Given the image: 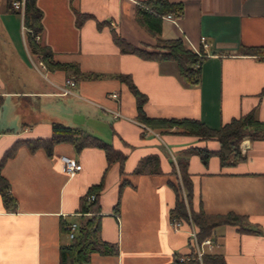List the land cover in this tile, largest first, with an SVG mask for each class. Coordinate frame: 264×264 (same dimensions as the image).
Here are the masks:
<instances>
[{"label": "crops", "instance_id": "crops-1", "mask_svg": "<svg viewBox=\"0 0 264 264\" xmlns=\"http://www.w3.org/2000/svg\"><path fill=\"white\" fill-rule=\"evenodd\" d=\"M139 1L144 0L35 1L41 11L37 42L49 49L54 62L73 64L79 74L47 67L41 90L25 92L0 79L1 103L4 97L45 98L33 108L34 122L29 109H18L23 118L15 117L10 125L0 120V161L18 141L49 138L52 122L83 130L125 157L121 163H108L96 147L77 151L72 144L59 143L47 154L18 145L0 169L15 202L5 207L0 194V264H59L60 249L70 243L65 228L78 224L81 198L99 183V238L115 252H91L83 264H174L175 255L194 250L188 228L173 231L169 225L179 159L187 161L192 211L241 215L250 227L248 232L229 224L215 227L209 237L215 247L209 254L220 255L224 264H264V140L242 141L245 159L234 166H222L216 155L204 164L185 151L215 152L220 148L216 140L140 122L135 97L117 78L130 76L146 97L142 109L149 118L196 119L218 129L255 109L256 118L264 121V60L241 53L243 47H264V0H168L182 4L183 14L175 22L163 15L158 36L137 20ZM7 5L0 0L4 52L8 50L9 58L18 18L29 54L23 14ZM79 14L90 17L78 25ZM112 32L135 47L150 48L158 38L182 39L196 53L204 38L208 48L202 50L206 57L199 67V84L184 85L173 62L121 53ZM4 52L0 57H7ZM70 76L75 77L72 93L60 96L58 89ZM111 93L117 97H109ZM114 111L123 117L114 119ZM61 155L76 159L81 170L71 176L63 173ZM181 192L189 213L182 187Z\"/></svg>", "mask_w": 264, "mask_h": 264}, {"label": "trees", "instance_id": "trees-1", "mask_svg": "<svg viewBox=\"0 0 264 264\" xmlns=\"http://www.w3.org/2000/svg\"><path fill=\"white\" fill-rule=\"evenodd\" d=\"M7 0V7L13 11L11 2ZM36 0H24L23 25L28 29L27 44L31 53L38 54L45 65L51 70H64L78 73V69L73 64H63L54 62L49 49L35 43L34 36L41 31V11L35 5ZM165 14H172L175 18H180L183 14L182 4H173L168 0H144L137 3L136 16L151 34L158 36L160 33L161 17ZM87 14L77 15V23L81 25L89 18ZM102 23H98L101 26ZM113 42L119 47L121 53H133L146 60L156 62H173L178 69V75L186 86H195L200 82V64L205 59L202 49L198 52L191 50L182 39L161 40L158 38L152 47H135L124 41L115 32H112ZM242 55H254L264 60V47L241 48ZM200 55V56H199ZM117 78L126 84L136 101L137 119L152 128H176L180 134L197 136L201 139H214L220 148L213 152L205 148H189L187 154H196L200 160L206 164L212 155L218 156L222 166H234L242 162L245 157L240 151V144L243 139L264 140V121L256 118L255 109L231 119L228 123L218 129H210L196 119H163L149 118L143 112L142 106L146 101L145 95L140 93L134 86L130 76L118 75ZM52 134L49 138H36L18 141L4 154L0 161V169L3 162L14 152L15 148L24 144L30 151L43 149L50 154L54 145L59 143L72 144L75 150L80 151L85 147H96L104 151L108 163L117 161L123 162L124 155L113 149L99 138L86 133L80 129H74L58 122L51 124ZM176 173L177 183L175 188V202L169 211V217L182 219L188 222L187 211L183 201L181 187L185 191L188 206L191 201V181L187 173V161L179 159L177 161ZM176 171V170H175ZM138 172V169L135 170ZM180 182V183H179ZM102 187V183L89 188L87 194L81 198L79 213L81 220L78 222V230L67 246L60 249L59 264H83L91 252L98 251L103 254L115 252L113 245L102 242L99 238V205L97 202V192ZM8 184L0 175V194L5 207H14L15 202L7 193ZM94 195V200L88 201L90 195ZM189 216L196 228L198 242L203 241L213 235V230L219 225L229 224L237 226L239 231L248 232L250 227L246 223L245 217L228 213L225 215H207L202 211L194 212L189 206ZM66 232H67V228ZM64 230V229H63ZM252 230V229H251ZM254 231V230H253ZM192 258L185 263L178 261L179 255H175L174 264H224L220 255L205 253L201 258V263L196 259L194 253H189Z\"/></svg>", "mask_w": 264, "mask_h": 264}, {"label": "rangeland", "instance_id": "rangeland-1", "mask_svg": "<svg viewBox=\"0 0 264 264\" xmlns=\"http://www.w3.org/2000/svg\"><path fill=\"white\" fill-rule=\"evenodd\" d=\"M17 23L18 28L17 30L15 29L14 34L11 36V41L9 40V58L7 55L8 50L5 54V47L0 43V50L4 52V55H7L6 58L0 57V63L2 64L0 67V79L3 82H9V88H14L13 90H17L18 92L40 91L39 83H45L47 80V66L38 54L31 53L28 44L27 49L29 54L26 53L20 33V20L18 18ZM24 33L25 40H27L28 29L26 27ZM37 41L35 43H38ZM39 63H42L44 68ZM40 99L42 101L45 100V98L37 97H4V102H0V120L9 122L10 125L12 121L15 122V117L23 118L18 113V109H29V115L32 118V122H34L35 119L32 111L33 108H37Z\"/></svg>", "mask_w": 264, "mask_h": 264}, {"label": "built area", "instance_id": "built-area-1", "mask_svg": "<svg viewBox=\"0 0 264 264\" xmlns=\"http://www.w3.org/2000/svg\"><path fill=\"white\" fill-rule=\"evenodd\" d=\"M11 6L13 7V9L15 11H18L21 14H23V12H24V0H13L11 2ZM163 18L169 19V20L175 22V17L172 14H166L163 16ZM38 38H39L38 35L34 36L35 41H37ZM200 43H201V49L202 50H206L208 48V44L206 43L204 38L200 39ZM39 64L41 65L42 68H44V65L42 63H39ZM74 86H75V77L70 76L65 80V85L58 89L59 90L58 94L60 96L69 95L72 93L71 89ZM109 97L116 98L117 94L111 93V94H109ZM112 114H113L114 119L119 118V117H123L120 113L115 112V111L112 112ZM141 126L143 127V129L146 132L151 131L150 129H148L144 125H141ZM244 140L245 139H243L242 141H244ZM240 151H241V153H243L244 149L240 148ZM59 161L61 164L62 172L69 175V176L74 175L75 173H77L81 170V164L74 158H71V157H68L65 155H61L59 157ZM92 200H94L93 194L88 197L89 202ZM187 218H188L187 223H185L182 219H179V218H171L169 221V225L173 231H181L184 227L188 228L187 235H188V238H189V240L192 243L193 248H194V250L192 252L194 253V256L196 257V259L201 261V258L205 253L212 252L213 248L215 247V243L210 238H207V239H205L199 243L197 241L196 228H195V226H194V224H193V222L189 216V213L187 214ZM77 230H78V224L76 222H72V223H69L67 225V237L69 240H71L75 237ZM191 258H192V256L189 253H187L185 255L180 256L178 261L180 263H185V262H188Z\"/></svg>", "mask_w": 264, "mask_h": 264}]
</instances>
